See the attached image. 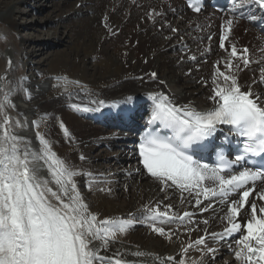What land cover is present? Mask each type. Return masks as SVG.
Listing matches in <instances>:
<instances>
[{
	"label": "bare ground",
	"instance_id": "obj_1",
	"mask_svg": "<svg viewBox=\"0 0 264 264\" xmlns=\"http://www.w3.org/2000/svg\"><path fill=\"white\" fill-rule=\"evenodd\" d=\"M13 3L0 0V77L5 78L0 81V102H3L4 92H8L14 107L7 111L26 125L16 131L25 136L34 149L39 147V141L35 135L36 127L31 122L42 121L46 128L43 134L53 150L76 171L83 173L75 180H85L92 203L89 205L85 200L86 195L82 196L89 209L92 207L91 212L98 213L100 219L119 217L132 220L127 233L118 234L117 241L110 245L108 252L102 251L101 254L110 255L119 250L129 264H160L157 256L164 258L165 264H178L180 259H185L186 264L213 263L219 251L206 254L205 246L199 245L182 253V248L205 235L206 228L209 233L222 232L226 222L221 217L227 211V206L218 205L203 212L196 208L194 198L188 192L182 193L174 187L161 191L159 182L143 168L138 145L140 126L146 124L152 111L151 96L163 93L177 104L191 102L199 110L213 106L209 99L212 95V76L218 61L221 71L225 70L224 62L228 57L225 49L219 47V37L223 31L219 28L218 14L209 19H204L203 15L192 16L184 9L181 0H49L56 21L50 20L48 14L45 19L48 24L51 21L57 24L53 33L50 30L46 32L45 45L48 44L47 39L62 35L59 27L65 25L76 46L68 54L61 56L50 52L33 61L34 52L41 47L27 50L25 45L39 37L38 28L43 26L42 18L28 25L17 23L15 16L23 10ZM66 6L68 10H64ZM228 18L232 17H224L225 20ZM20 26L26 28L23 30L24 37L15 35V30ZM241 26L247 28L245 34H239ZM259 34L260 30L254 26V22L234 21L228 41H235L239 37L245 41L244 45L250 44V56L256 66L244 68L241 64L238 82L242 90L246 91L251 85L254 92L264 97V84H253L254 79L259 80L260 68L264 67L263 41ZM192 56L196 59H190ZM57 60L60 61L59 67H63L59 79L51 75L33 79L31 72L47 75ZM205 71L207 76L204 75ZM153 72L157 74L156 79L151 78ZM85 81L99 90L97 94L87 96L79 92L59 94L62 90L54 91L56 85L81 90L79 84ZM203 81H207V84ZM100 100L104 101L103 106L94 103ZM72 104L98 110L77 111L70 106ZM55 116L65 122L71 139L64 136L62 129H54L57 126ZM136 117L142 119L139 124L135 123L138 121ZM117 122L118 131L103 130V125ZM111 142L113 146H119L113 154L109 153L112 156L100 153L105 149L99 147ZM124 151L126 156H123ZM81 155L85 158L81 159ZM125 163L131 167L129 170L123 168ZM111 164L118 165V169L111 172ZM98 165L106 167V171L102 173L97 169ZM89 172L92 176L86 175ZM260 187L264 185L258 183L257 191ZM119 196L124 200L119 202ZM238 198L236 195L232 197ZM253 200L258 205L259 215V207L264 206V201L255 192L249 197V201ZM144 205L158 207L161 212L165 211L161 207L171 205L167 209L170 216H183L184 212L194 214L191 222L178 219L164 222L163 218L156 221L157 226L164 227L166 232L172 231L169 240L167 236L152 231ZM246 207L249 213L244 215V219L250 214V203ZM137 215L142 219H137ZM134 217L137 220L132 219ZM204 220H208L207 225L203 223ZM140 228L141 233L138 231ZM239 236L240 233L233 234L223 241L208 238L206 244L211 247L213 244L217 246L216 241L219 242L222 250L231 251L234 264H241L234 256L235 241ZM229 245H232V249ZM137 251L145 255H133ZM169 256L174 260L167 261ZM220 264L229 262L224 259Z\"/></svg>",
	"mask_w": 264,
	"mask_h": 264
},
{
	"label": "snow or ice",
	"instance_id": "obj_2",
	"mask_svg": "<svg viewBox=\"0 0 264 264\" xmlns=\"http://www.w3.org/2000/svg\"><path fill=\"white\" fill-rule=\"evenodd\" d=\"M253 3L264 8V0H232L233 17L222 26L221 49H225L229 40L235 14L239 12L240 18H245L241 10ZM194 10L199 12L200 8L194 5ZM247 19L256 21L257 17L248 15ZM219 63L212 76L209 99L213 106L209 109L199 110L191 102L177 104L163 93L151 96L153 107L148 130L140 136L138 154L143 168L161 185V191L174 187L182 193L188 192L196 208L203 212L218 205L227 206L221 217L226 222L223 231L209 233L206 228L205 235L182 248V253L204 245L206 254H214L217 249L208 247L206 239L223 241L240 233L235 241V258L241 264H264V206L259 207L258 215L257 203L249 201L254 192L264 201V187L257 191L258 183L264 185V97L254 92L251 85L242 90L238 82L241 64L244 68L250 64L246 47L238 52L233 43L224 71ZM151 78L156 79L157 74L151 73ZM4 79L0 77V81ZM257 83L264 84V67L260 68L259 80H253V84ZM94 103L104 105L103 100ZM70 106L77 111L98 110L78 104ZM10 107H14L10 95L4 92L0 102V264H129L119 250L110 255L101 253L108 252L118 234L127 233L132 220L100 219L98 213L91 212L75 180L83 173L59 157L39 131L35 134L39 147L34 149L25 136L17 133V128L26 125L9 114ZM41 122L31 123L38 129ZM221 125L230 126V132L238 138L234 158L230 159L223 147L215 150L213 164L203 162V156L194 158L193 153L202 152L212 143ZM59 127L71 139L62 121ZM224 139L231 143L229 136ZM234 195L239 198L232 199ZM249 203L250 214L244 219L249 213L246 207ZM168 208L171 205L161 212L158 207L143 206L152 231L171 240L172 231L166 232L156 221L163 218L164 222L177 219L191 222L194 213L170 216ZM203 223L207 225L208 220ZM133 255L145 253L137 251ZM157 259L165 264L164 258L157 256ZM166 259L174 260L171 256ZM178 264H186L185 259H180Z\"/></svg>",
	"mask_w": 264,
	"mask_h": 264
},
{
	"label": "rangeland",
	"instance_id": "obj_3",
	"mask_svg": "<svg viewBox=\"0 0 264 264\" xmlns=\"http://www.w3.org/2000/svg\"><path fill=\"white\" fill-rule=\"evenodd\" d=\"M8 2L9 1H13L14 3V5L15 6H17L18 8H20V9H22L23 11H21V14L19 13V14H17L16 16H15V19H16V22L17 23H19V24H23V23H25L26 25H28V24H32L33 23V21H35V20H38L39 21V19H40V17L42 18V23H43V26L41 25L38 29H40L39 31H40V33H39V37H37L36 39H33L32 41H30V42H27L26 43V45H25V47H26V49L27 50H31V49H35V48H37L38 46H40L41 48H39V50L38 51H36V52H34L35 54H34V56H33V58H31V60H37V59H40V58H42V56H44V55H46V54H51V53H58V54H60L61 56L63 55V54H65V53H69L70 52V50H72V48H74L75 46H76V43H73V42H75L74 40H72V35L70 36V34L67 32V30H66V27H65V25H64V27H62V26H60L59 27V29H60V31H61V34L62 35H60L59 34V37L58 38H56V37H53V38H51V39H47V46L45 45V43H44V39H45V34H46V32L48 31L49 32V30H50V33H53V31H54V28H55V26H56V24H54L53 22L54 21H56V18H54V13H53V11H52V7L50 6V4H49V0H25V2L24 1H22V0H7ZM55 1H62V0H55ZM67 7L68 6H66L65 8H64V10H68L69 9V7H68V9H67ZM43 14V15H42ZM48 14V17L50 18V20H52L49 24L46 22V19H45V17H46V15ZM42 15V16H41ZM45 15V16H44ZM47 23V24H46ZM55 25V26H54ZM35 27V26H34ZM44 27V28H43ZM24 29H26V28H24V26H20L19 28H17V30H15V35L18 37H24V33H25V31H23ZM64 29V30H63ZM42 31V32H41ZM44 31H45V33H44ZM248 31L247 29H244V27H240V31H239V34H245L246 32ZM64 32V33H63ZM44 33V34H43ZM41 36V37H40ZM66 36V37H65ZM65 40H67V41H65ZM237 40H243V39H239V37H238V39ZM244 41V40H243ZM233 42V41H232ZM68 43V44H67ZM228 43H231L230 41H228ZM70 44V45H69ZM227 44V43H226ZM226 46V45H225ZM227 46H228V44H227ZM226 46V47H227ZM230 46V45H229ZM228 46V49H231V46L229 47ZM44 47V49L42 50V48ZM64 47H65V49H64ZM50 48H51V50H50ZM66 49H68L69 51H67ZM50 50V51H49ZM54 51V52H53ZM59 51V52H58ZM49 52V53H48ZM51 52V53H50ZM59 60H57L56 62H54L53 63V65L51 66V72L50 73H47V75L46 74H44V73H38V72H36V71H34V72H31L32 73V77H33V79H35V80H39L40 78H44L45 76L46 77H49V75H51V76H53V78L55 77V79H59V77L61 76V72H60V70L63 68V67H59ZM56 63V64H55ZM212 64V63H211ZM250 68V67H249ZM27 73V72H26ZM206 74V71H205V73H204V75ZM44 76V77H43ZM206 76H207V74H206ZM206 76H202V78H204V77H206ZM201 77V76H200ZM89 81H85L84 83H80L79 85L81 86V90L80 89H77V90H75V89H73L72 87L70 88V87H64V86H58V85H56L54 88H55V90L54 91H58V90H62L59 94H64V93H67L68 92V94H72V93H75V92H79V93H84V94H86L87 96H89V95H92V94H97V92L99 91L96 87H94V86H91V85H89L90 83H88ZM78 88V87H77ZM69 89V90H68ZM81 91V92H80ZM58 117L59 116H55V120H56V123L57 124H55V126H56V128H54V129H59V130H61L60 129V127H59V122L60 121H62L63 123H64V125L66 126V124H65V122L63 121V120H58ZM135 120H138L137 122H135V123H137V124H139V120H142L141 118H138V117H136L135 118ZM134 120V121H135ZM95 123H97V122H95ZM52 128V129H53ZM45 125L43 124V123H40L39 124V128L37 129L36 128V132L37 131H39L40 133H42L43 134V132L45 131ZM117 129V127L116 126H114L113 128H112V126H105V125H103V130H111V131H115V130ZM125 131V130H124ZM123 131V132H124ZM126 132V131H125ZM109 141H111V139H108ZM101 147H104V149H105V151H103V150H100V149H102ZM119 146H113L112 145V142L109 144V145H102V146H100L99 148L100 149H98V151H97V153L99 152V150H100V153H104V154H109L110 152L113 154V152H114V150H116L117 148H118ZM96 151H95V154H96ZM110 155V154H109ZM58 156L59 157H62L63 158V156L62 155H60V154H58ZM110 156H112V155H110ZM123 156H126V153H125V151H124V153H123ZM102 160V159H101ZM111 168H113V169H111V172L113 171V170H117L118 169V165H112L111 164ZM123 168L125 169V170H129L131 167H129V165H127L126 163L125 164H123ZM97 169H100V171H102V173H104L105 171H106V167H103L102 168V165H98V168ZM78 178H80V177H78ZM76 183H77V185H78V188H79V191L81 192V194L82 195H86L85 196V200L87 201V203H89V205L92 203V199H91V197H89L90 196V194H88V189H87V185L85 184V180L82 178V179H80L79 181H76ZM128 194H129V192H128ZM120 197V196H119ZM120 200L122 201V200H124V197L122 198V197H120L119 198V202H120ZM163 210H166L164 207H161ZM92 209V207L90 206V210ZM93 210V209H92ZM138 216V215H137ZM140 216V215H139ZM137 217V219H142V217ZM132 219H135V220H137L135 217L134 218H132ZM142 226H144V228L146 227L145 225H143L142 224ZM139 232L140 231H142L141 230V228H140V230H138ZM141 233V232H140ZM138 234V233H137ZM142 235V234H141ZM216 243V245L217 246H214L215 244H213L211 247L212 248H215V249H217V251H219L218 253H219V255H218V257L216 258V259H214V262L213 263H211V264H220L221 263V261L222 260H224V259H227V262H229V264H234V262L232 261V253H231V251H226V250H222L223 248H220L221 247V245L219 244V242H215Z\"/></svg>",
	"mask_w": 264,
	"mask_h": 264
}]
</instances>
